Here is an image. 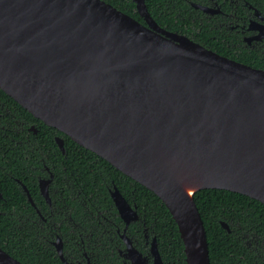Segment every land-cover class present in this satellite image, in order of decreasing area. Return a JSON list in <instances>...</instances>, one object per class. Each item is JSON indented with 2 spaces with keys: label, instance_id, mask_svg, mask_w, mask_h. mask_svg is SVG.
<instances>
[{
  "label": "water",
  "instance_id": "water-1",
  "mask_svg": "<svg viewBox=\"0 0 264 264\" xmlns=\"http://www.w3.org/2000/svg\"><path fill=\"white\" fill-rule=\"evenodd\" d=\"M133 1L145 23L104 0H0V89L154 192L185 264H210L194 193L219 188L264 204V69L161 28ZM110 196L125 227L138 218L115 186ZM122 238L126 264H165L155 237L151 262ZM54 246L74 264L59 238ZM0 264L24 263L0 248Z\"/></svg>",
  "mask_w": 264,
  "mask_h": 264
},
{
  "label": "trees",
  "instance_id": "trees-1",
  "mask_svg": "<svg viewBox=\"0 0 264 264\" xmlns=\"http://www.w3.org/2000/svg\"><path fill=\"white\" fill-rule=\"evenodd\" d=\"M105 1L143 23L131 0ZM245 1L264 14V0ZM160 2L163 7L161 10L167 12L165 16H162V11L158 15V10L152 8L148 1L147 9L159 25L174 30L178 23L172 15L175 10H172L171 15L168 12L172 6L174 9L183 7V2ZM237 8L242 10L241 7ZM160 17H163V21ZM234 37L229 39L226 36L225 40L222 37L210 39L201 33L192 38L221 55L264 69V43L254 47H243L242 44L237 47L238 40ZM228 42L236 44L227 45ZM0 102L3 103L0 111L9 121L12 122L11 114L28 122L38 121L35 125L38 133L32 134L29 143L37 145L39 150H42L43 160L47 165L57 169L60 187L65 191L63 199L66 206L70 200L71 207L75 209L77 225L63 221L60 235H69L72 241L79 242L80 237L88 234V237L83 239L85 248L75 246L69 249L64 245L63 253L68 259H73L74 254L79 258V253L84 249L96 264H102L108 258L113 259L111 264H118L116 253L118 248L124 246L120 238L124 223L118 216L110 196V190L115 186L129 204L135 206L139 215V219L127 228V234L133 238L138 250L147 254L149 242L155 237L159 254L165 264H185L184 245L177 224L154 192L123 174L94 152L77 144L66 134L35 118L1 89ZM4 109L8 112L5 113ZM56 135L64 140V153L55 142ZM0 138L3 143L2 150L6 151V155L1 154L0 157V248L24 264H64L51 243L55 236L51 222L49 226L44 224V230L38 233L34 226L18 227L15 223L16 216L7 212L10 202L19 204L25 201L16 190L11 191V179L5 173L6 165L3 161L7 157L11 163H17L19 146L14 145L16 140ZM63 176L69 177L74 183L72 200L71 196H68L69 189L64 187L67 184L62 180ZM194 200L205 227L210 264H264L263 203L244 194L219 188L200 189L194 193ZM221 221L228 225L229 231L221 226ZM107 244L112 246L114 253L107 251ZM72 251V255H69L68 252Z\"/></svg>",
  "mask_w": 264,
  "mask_h": 264
},
{
  "label": "flooded vegetation",
  "instance_id": "flooded-vegetation-1",
  "mask_svg": "<svg viewBox=\"0 0 264 264\" xmlns=\"http://www.w3.org/2000/svg\"><path fill=\"white\" fill-rule=\"evenodd\" d=\"M105 1V0H104ZM134 5L135 2L131 0ZM145 4L148 3L154 9L158 10V15L161 13V0H144ZM183 2V7H174L170 9L168 12L169 15L172 14V10H175V13L172 14L174 21L178 22L174 27V30H170L165 28V26H161L157 23V21L153 18V20L163 29L177 33L179 35H184L192 38L194 35L203 34L207 38L222 37L225 40L226 36L231 39V36H235L234 38L241 43L228 42L227 45H235L239 47L241 44L243 47H254L264 43V39L256 38L259 30L256 29L257 25H264V14L262 11L253 7L250 3L245 0H180ZM107 2V1H105ZM109 3V2H108ZM111 4V3H110ZM113 5V4H111ZM114 6V5H113ZM115 7V6H114ZM147 7V5H146ZM237 7H241L242 10H238ZM136 9V5H135ZM148 10V9H147ZM137 12V11H136ZM258 12V14L256 13ZM150 13V12H149ZM138 14V12H137ZM162 16H165L167 12L162 11ZM139 16V14H138ZM140 17V16H139ZM143 20L142 17H140ZM163 21V17H160ZM199 43V42H198ZM202 45V44H201ZM204 46V45H203ZM3 108V103L0 102V109ZM7 108V107H6ZM4 112L8 111L4 109ZM12 122L8 120L7 116L0 111V137L8 138L10 141L16 140L17 142H13L14 145H18L17 155L19 160L17 163H11V161L6 157L3 159L4 164L6 165L5 173L8 174L11 179V191H17L22 197L23 201L19 204L14 202L9 203V208L7 212L9 215L13 214L16 216V225L18 227H35L36 231L44 230V224L50 225L52 231L55 233L53 240L51 241L54 249V241L57 238L60 239L62 255L63 258L70 263L74 264H96L92 262V260L87 255L86 251L83 249L81 253H79V258L76 257V254L72 256L73 259H68L66 255L63 253L64 245L73 249L75 246L78 248H85L83 246V239L88 237L86 234L84 237L79 238V242H74L71 240V236L67 235L62 237L60 235V227L63 221H67L69 224L73 222L75 225V209L71 207V201L69 200L66 206V202L63 199L65 195V191L60 187L59 178L57 174V169L55 170L53 167L47 165V163L43 160L42 150H39V147L35 144L29 143V140L33 135L38 133V128L35 126L38 121L28 122L21 118L16 117L14 114H11ZM36 118V117H35ZM58 136V135H56ZM55 136V138H56ZM61 137V136H60ZM54 138V139H55ZM64 141V140H63ZM56 142V141H55ZM19 143V144H18ZM30 147L28 148L27 146ZM58 145V144H57ZM2 139L0 138V157L2 155H6V151L2 150ZM59 147V146H58ZM65 148V147H64ZM60 149V148H59ZM62 152V151H61ZM63 153V152H62ZM2 163V161L0 160ZM65 170V168H64ZM20 175H17V174ZM62 180L67 184L64 187L69 189L68 196H71V200L73 197V186L74 183L72 180L63 176ZM63 187V188H64ZM2 198V192L0 191ZM62 202V203H61ZM134 207V206H133ZM137 212V211H136ZM118 213V211H117ZM138 215V213H137ZM119 216V214H118ZM120 217V216H119ZM105 218V217H104ZM121 219V217H120ZM131 221L127 227H124L122 232H120V238L123 241V248H118L116 257L117 263L122 262L126 264L129 262L127 258L124 257L126 252L125 250V242L122 238L123 232L130 238L132 244L136 247L133 242V238H131L127 234V228L130 224L136 222ZM74 226V224H73ZM117 232L119 229L117 228ZM153 238V237H152ZM152 240V239H151ZM151 242V241H150ZM150 242L148 246V253L143 254L147 256L149 262L152 261V257L149 252ZM101 242V246H102ZM107 251H112V246L110 244L106 245ZM137 248V247H136ZM138 249V248H137ZM58 255V252L56 250ZM72 252H68L69 255H72ZM76 253V252H75ZM59 257V255H58ZM60 258V257H59ZM61 260V258H60ZM64 264L65 262L61 260ZM113 263L112 258H108L106 262H102V264Z\"/></svg>",
  "mask_w": 264,
  "mask_h": 264
}]
</instances>
